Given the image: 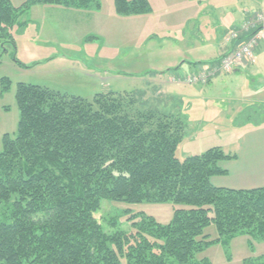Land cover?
I'll return each mask as SVG.
<instances>
[{
	"label": "trees",
	"instance_id": "trees-1",
	"mask_svg": "<svg viewBox=\"0 0 264 264\" xmlns=\"http://www.w3.org/2000/svg\"><path fill=\"white\" fill-rule=\"evenodd\" d=\"M113 3L120 16L150 12L146 0ZM36 5L99 8L98 0H26L18 8L0 0V60L14 56L12 29ZM14 100L16 132L3 135L0 149V264H209L197 256L213 245L245 236L253 250L264 241V187H213L210 179L226 173L220 164L235 158L218 147L178 160L182 117L140 109L128 93L88 101L18 83ZM103 201L184 208L166 225L130 215L123 230L95 218ZM243 264H264V254Z\"/></svg>",
	"mask_w": 264,
	"mask_h": 264
},
{
	"label": "rangeland",
	"instance_id": "rangeland-1",
	"mask_svg": "<svg viewBox=\"0 0 264 264\" xmlns=\"http://www.w3.org/2000/svg\"><path fill=\"white\" fill-rule=\"evenodd\" d=\"M25 1L9 0L14 8ZM146 1L150 12L140 16L117 15L113 0H98L99 8L81 11L36 5L22 15L20 22L25 23L24 27L18 32L15 26L11 32L15 54L12 56L8 51L0 60V149L3 135L12 136L16 132L19 113L14 94L18 83L88 101L96 94L128 93L140 109L178 115L186 125L175 152L180 161L215 147L234 155L244 130L264 127V79L251 78L256 81L254 84L249 80L238 93L231 92L230 97L216 90L218 87L207 85L201 91L197 89L195 96L184 92L191 99L178 101L184 90H178L174 84H184L185 75L172 78L171 70H162L170 63L178 66L182 55L189 54L199 63L192 73L204 68L201 65L204 61L218 56L223 46L219 43L216 48L214 42L225 35L229 23L223 14L226 11L215 9L232 5L239 11L243 0ZM259 10L248 12V18ZM248 23L253 24L254 19L252 22L246 19L245 24ZM180 208L184 207L171 203L131 205L103 201L94 216L102 225L112 220L121 224L117 229L128 230L126 220L130 215L143 213L166 225L173 210ZM114 230L105 228L107 232ZM205 234L211 239L217 236L213 226ZM248 241L247 237L239 236L227 248L213 245L197 258H205L209 264H243L245 259L264 254V241H254L253 250Z\"/></svg>",
	"mask_w": 264,
	"mask_h": 264
},
{
	"label": "crops",
	"instance_id": "crops-1",
	"mask_svg": "<svg viewBox=\"0 0 264 264\" xmlns=\"http://www.w3.org/2000/svg\"><path fill=\"white\" fill-rule=\"evenodd\" d=\"M40 7L47 9L45 6ZM232 7V5H230L227 9L226 6L216 7L215 10H219L222 13L223 11H226L223 14L225 17L227 16L229 23L227 25L228 27H226L224 30L226 32L225 35L220 38V40L216 38L214 42L216 48L219 47V43H222L223 51L218 56H214L211 61H204L203 63L205 64L202 66H212L217 60H219L232 49L231 45L233 44L226 42L227 34H229L230 31L237 30L239 26L246 19H248V12L254 10L257 11L263 8L264 0H243L242 6L240 7L241 9H239V11H235L236 8ZM247 37V35L241 36V41H245ZM241 41H238L235 45L237 46L239 43H241ZM181 58L182 61L178 66H176L177 63H170L162 67V70H171L169 71L170 76H172V78L180 79L184 75L198 68V66L190 65L192 63H198L197 59H194L191 55L185 54L182 55ZM170 76L168 78H170ZM172 78L170 79L172 80ZM251 78H256L258 80L264 79V42H259L258 46L253 52L252 58L248 61V63L241 67L235 68L230 73L217 74L206 85L190 86L187 84L175 83L174 86L178 90H184L181 94V98H178V101L187 99L188 96L186 97L184 92H186L188 95L190 94V96H195L196 92L198 91L197 89H200L201 91V89L207 85H211V87L213 85V87H218L219 89L216 90H222L228 94V97H230V94L233 92L238 93L242 86L245 85L249 80L251 84H254L256 81H251ZM188 87H192L193 89L191 90ZM243 134L244 135H240L238 138L237 147L239 150L235 152V158L232 161L222 162L220 164L221 169L226 172L225 175L216 176L210 179V184L213 187L231 190H252L264 187V127L248 128L247 130L243 131Z\"/></svg>",
	"mask_w": 264,
	"mask_h": 264
},
{
	"label": "built area",
	"instance_id": "built-area-1",
	"mask_svg": "<svg viewBox=\"0 0 264 264\" xmlns=\"http://www.w3.org/2000/svg\"><path fill=\"white\" fill-rule=\"evenodd\" d=\"M253 18H248L247 21L254 23H246V20L237 29L230 31L226 37V42L232 45V49L221 57L212 66L201 68L195 72L185 75L183 78L184 84L193 86L206 84L210 79L219 73H230L235 68L241 67L248 63L252 58L253 51L259 42H264V7L259 12L253 14ZM256 26V27H255ZM253 29L254 32L251 31ZM248 36L245 41H241V36ZM240 42L237 46V42Z\"/></svg>",
	"mask_w": 264,
	"mask_h": 264
}]
</instances>
